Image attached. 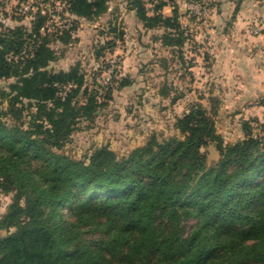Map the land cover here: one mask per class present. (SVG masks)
Segmentation results:
<instances>
[{"label": "trees", "instance_id": "obj_1", "mask_svg": "<svg viewBox=\"0 0 264 264\" xmlns=\"http://www.w3.org/2000/svg\"><path fill=\"white\" fill-rule=\"evenodd\" d=\"M51 2L86 18L106 8L105 0ZM164 5H154L151 14L141 0L129 7L145 28L175 29L176 37L161 39L181 45L177 11L165 16ZM48 20L36 13L30 30L0 35V78L17 77V96L57 103L74 118L77 109L69 105L77 89L65 101L57 93L81 78L74 69L44 68L50 42H68L75 22L49 33ZM180 127L181 139H151L119 161L101 149L84 163L53 152L40 126L0 120V180L16 192L0 221L7 231L0 264H264V124H257L261 135L245 124L242 140L223 144L204 111L193 107ZM211 142L219 158L208 165L201 148ZM63 206L72 210L69 217Z\"/></svg>", "mask_w": 264, "mask_h": 264}, {"label": "rangeland", "instance_id": "obj_2", "mask_svg": "<svg viewBox=\"0 0 264 264\" xmlns=\"http://www.w3.org/2000/svg\"><path fill=\"white\" fill-rule=\"evenodd\" d=\"M105 1L102 13L86 18L62 11L63 3L51 6V0H0V35L30 30L36 13L50 19L49 33L74 21L68 42H50L52 56L44 69H74L81 78L57 93L65 101L66 93L77 89L69 105L77 109L74 118L57 103L17 96V77L0 78L2 122L23 129L40 126L53 152L84 163L101 149L119 161L151 139H181V120L193 107L204 111L223 144L242 140L245 124L254 137L261 135L264 0H141L148 14L160 3L166 4L160 10L165 16L176 9L181 45L161 39L163 34L176 37L175 29L145 28L130 0ZM201 152L208 165L219 158L215 143ZM15 197L0 180V221ZM71 211L61 207L67 217ZM193 224V219L186 222L185 230ZM6 233L0 227V237Z\"/></svg>", "mask_w": 264, "mask_h": 264}, {"label": "crops", "instance_id": "obj_3", "mask_svg": "<svg viewBox=\"0 0 264 264\" xmlns=\"http://www.w3.org/2000/svg\"><path fill=\"white\" fill-rule=\"evenodd\" d=\"M163 7H166V4ZM260 47L263 49V53L262 54H264V45H260ZM262 80H264V79H262Z\"/></svg>", "mask_w": 264, "mask_h": 264}]
</instances>
